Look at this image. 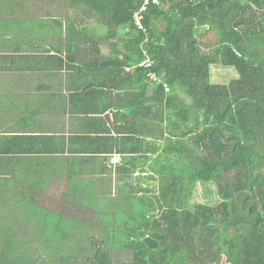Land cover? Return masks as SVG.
<instances>
[{
    "label": "crops",
    "instance_id": "0c3cea01",
    "mask_svg": "<svg viewBox=\"0 0 264 264\" xmlns=\"http://www.w3.org/2000/svg\"><path fill=\"white\" fill-rule=\"evenodd\" d=\"M57 10L0 0V264L50 262L91 235L139 229L134 213L163 201L180 165L174 144L186 125L166 130L158 84L143 92L117 76L104 35L62 33Z\"/></svg>",
    "mask_w": 264,
    "mask_h": 264
},
{
    "label": "trees",
    "instance_id": "16d2710c",
    "mask_svg": "<svg viewBox=\"0 0 264 264\" xmlns=\"http://www.w3.org/2000/svg\"><path fill=\"white\" fill-rule=\"evenodd\" d=\"M66 2L65 9L85 4L83 16L94 14L117 76L143 92L151 72L168 84L169 91L157 85L154 107L163 109L166 130L186 127L176 135L180 165L166 179L163 201L134 213L139 229L123 233L117 226L97 242L91 235L82 250H53L50 262L115 264L113 248L132 254L116 264H221L224 257L231 264H264V0H159L144 13L147 32L134 20L144 0ZM85 30L71 21L61 32ZM206 35L214 37L208 48ZM146 59L153 66H140ZM220 64L239 74L229 85L212 82V67ZM200 182L217 185V206L191 207Z\"/></svg>",
    "mask_w": 264,
    "mask_h": 264
},
{
    "label": "rangeland",
    "instance_id": "374dc122",
    "mask_svg": "<svg viewBox=\"0 0 264 264\" xmlns=\"http://www.w3.org/2000/svg\"><path fill=\"white\" fill-rule=\"evenodd\" d=\"M34 1H51L54 5V7H57L58 10L54 11V13L57 14V16L60 17H66L68 25L69 22H74V23H80L81 19L83 18V13L86 10L85 4L81 6H70V9H65L64 4L68 3L66 0H34ZM91 14V13H90ZM94 14H92L90 17L87 16L85 17L86 20V27H87V32L90 34H98L99 31L98 25L96 23V18L93 17ZM201 37V36H200ZM213 35H206L203 36L202 39V45L204 48H208L211 45H213ZM108 40L102 41L101 45L102 48L105 52L109 53L110 52V47L108 45ZM239 76L237 70L233 67H228L224 65H214L212 67V82L214 84H223V85H229L232 81L237 79ZM170 89H168L169 91ZM183 97H187L184 93H181ZM196 196H194L193 201L191 203V207L196 206L197 204H205V205H210V206H217L220 202L221 199L218 194V189L217 185L213 182H202L200 185H198L195 189ZM140 208L139 210H141ZM136 213H139V211H136ZM120 215H124V213L117 212L115 214L117 220L119 222ZM122 224V223H120ZM118 232H121V229L117 230ZM101 236V235H99ZM116 239L118 242L124 241L122 235L117 234ZM109 252L111 254V257L114 261V263H119V262H127L131 260L132 254L129 251H119L117 249L113 248H108ZM221 264H231L228 262L227 258L224 257L222 260Z\"/></svg>",
    "mask_w": 264,
    "mask_h": 264
},
{
    "label": "built area",
    "instance_id": "2783aa9c",
    "mask_svg": "<svg viewBox=\"0 0 264 264\" xmlns=\"http://www.w3.org/2000/svg\"><path fill=\"white\" fill-rule=\"evenodd\" d=\"M159 0H144V4L142 5V7L140 8L139 11H137L134 14V20H135V24L138 27L139 30L147 32L146 27L144 26V13L147 11L148 6L152 3H158ZM154 62L151 61L150 59H146L143 63L140 64V66L142 67H151L153 66ZM149 80L151 81V83L154 84H163L164 87L168 90L169 86L168 84H166L165 82H163L162 78L159 77L156 73L151 72L149 75Z\"/></svg>",
    "mask_w": 264,
    "mask_h": 264
}]
</instances>
